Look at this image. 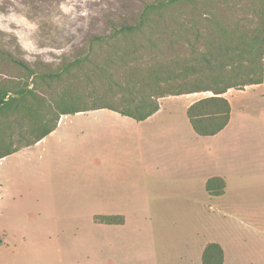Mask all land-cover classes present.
<instances>
[{"label": "rangeland", "instance_id": "obj_1", "mask_svg": "<svg viewBox=\"0 0 264 264\" xmlns=\"http://www.w3.org/2000/svg\"><path fill=\"white\" fill-rule=\"evenodd\" d=\"M143 1L146 0H0V44L26 60L32 68L55 69L65 58L74 59L81 53L90 34L109 32V22L132 17ZM239 8L237 6V10L229 13L242 16L244 13ZM201 9L206 11L204 7ZM191 12L189 6L170 12L176 14L177 23L165 16L158 31L162 32L159 34L163 38V54L152 56V51H142L147 61L190 53L187 38L192 37L198 23L192 25L194 15ZM135 39L141 42L140 38ZM118 44L128 49L132 47L131 43ZM94 49L97 60L107 55L106 49L98 46ZM86 69L90 75L95 74L91 67ZM31 81L32 76L26 70L6 57H0V87L13 89L16 84L25 85ZM100 81L97 74L86 80L83 71L74 68L71 75L65 76V81H52L51 87L39 83V91L40 95L50 98L58 94L62 86L89 90L99 86ZM232 89L231 92L240 90ZM240 93L231 94L234 110L241 104H251L253 109L264 107V78L255 88ZM207 94L210 92L166 96L162 101L165 108L162 115L182 120L186 117L188 103ZM240 112L234 111V116ZM105 113L76 114V123L72 129L66 128V134L50 135L44 144L23 147L0 158V264H116L126 258L132 261L141 257L139 255L145 253L151 243L158 261L176 264V256L186 253L185 243L191 252L198 234L207 233L203 236L211 237V231H205L210 228L217 232L213 226L223 237L232 239L226 251V264H264V214L251 220L236 217L220 222L203 216V212L198 211L201 206L193 204L195 198H178L173 202L169 199L170 204L164 197H154L150 206L128 205L124 198H119L122 202L119 204L101 203L108 176L105 167L95 161L105 154L116 155L115 147H120L124 135L113 136V125L106 119L92 120V130L102 133L94 141L93 150L88 152L94 160L91 166L85 164V139L78 129H83L82 121L86 118H106L109 115ZM249 114L254 115V112ZM8 122L14 125L11 120ZM23 123L26 126L28 119L25 118ZM14 130L16 132L17 128ZM253 144L257 147L250 152H257L248 159L252 161L246 160V165L253 168L256 165V172L243 178L252 185L241 192L253 193L256 199L255 204L248 207L264 211V171L256 161L264 153V143ZM116 156L124 164L125 158ZM158 180L152 178V185ZM130 182L126 171L112 178L117 192L124 193L121 187L126 188L124 196L129 195ZM244 199L250 201V196ZM109 210H126L132 218L151 211L152 220L130 219L124 223L120 221V215H112L117 216L115 222L124 224L111 225L114 223H106L100 218Z\"/></svg>", "mask_w": 264, "mask_h": 264}, {"label": "trees", "instance_id": "obj_2", "mask_svg": "<svg viewBox=\"0 0 264 264\" xmlns=\"http://www.w3.org/2000/svg\"><path fill=\"white\" fill-rule=\"evenodd\" d=\"M243 2L143 1L132 17L109 22V32L90 34L84 50L74 59L65 58L55 69L32 68L0 44V57L32 76L31 83L16 84L13 89L0 87V158L34 145L54 130L63 115L105 108L142 121L159 109L160 98L198 92L211 94L190 103L186 116L196 134L215 135L230 119V102L223 94L230 88L261 84L264 78V0ZM184 6L192 10V25L198 21L192 37L187 38L190 53L147 61L142 51H152V56L163 54L162 32L158 31L165 16L177 23L176 14L170 12H178ZM237 6L244 13L242 16L229 13ZM118 42L131 43L132 47H121ZM95 46L107 50L101 60L93 55ZM87 67L101 78L99 86L79 90L66 85L53 97L40 95L39 83L51 87L52 81H65L74 68L82 70L84 78L90 80L93 75ZM4 120H11L14 125ZM225 186L220 176L210 177L205 183L211 195H221ZM116 217L100 216L109 224H118ZM201 260L203 264H223L222 247L208 243Z\"/></svg>", "mask_w": 264, "mask_h": 264}, {"label": "crops", "instance_id": "obj_3", "mask_svg": "<svg viewBox=\"0 0 264 264\" xmlns=\"http://www.w3.org/2000/svg\"><path fill=\"white\" fill-rule=\"evenodd\" d=\"M257 85H248L235 92H231L233 89L230 88L223 94L230 102V119L227 125L215 135L201 136L196 134L190 126L187 116L182 120H177L171 115L163 116L162 113L165 108L162 101L165 97H162L160 98L159 109L142 121L117 114V112L105 108L78 112L75 115H63L54 130L34 145L46 143L50 135L56 136L59 134L61 136L66 134L67 129H72L71 126L76 123V114L87 112L105 113L106 111L109 115L106 118H86L82 121V125L84 124L83 129L82 127L78 129V133L83 134L85 139L83 141L85 164L91 166L94 160L91 153L88 152L91 149L93 150L94 141L102 133L96 129L92 130V120L102 121L106 119L113 125L111 131L113 136L123 137L124 135V139H121V141L116 140L121 142L120 147H115L117 150L116 155L125 158L124 164L115 153L105 154L100 160L95 161L97 165L102 164L105 167L106 176H108V184L102 190L101 203L119 204L122 203L119 202V198H124L127 200L128 205L144 204L150 206L154 197L157 199L164 197L168 203H170L169 199L173 202L178 198L188 200L195 198L193 204L201 206L198 211L203 212V216L206 218H216L220 222L229 220L228 218L236 219V217L245 220L256 219L259 214L263 215L264 211L248 207L249 204H255L256 199L253 193L246 194L242 193L241 190L252 185L247 184L243 178L246 175H251L252 172H256V165L254 168L248 166L246 160L252 158L257 152H250L257 147L253 142L262 141L264 143V107L253 109L250 107L251 104H241L234 110L230 100H232L231 94L239 95L240 92L255 88ZM234 111L236 113L241 112L234 116ZM253 112L254 115L249 114ZM245 114H248V117ZM243 117L247 118L243 120ZM249 120L248 124L247 121ZM240 156H242V160ZM250 161L252 160H248V163ZM256 161L260 163L261 171H264V166H262L264 165V153ZM165 163L167 164L166 167H164ZM124 171L131 178L130 190H127L129 192L128 196H124L126 188L121 187V191H124V193L120 194L112 184V178L119 176L120 173L124 174ZM213 176H220L225 180L226 186L224 193L221 195H211L205 189L207 179ZM152 178L159 179L161 182L159 180L153 181L154 185H152ZM245 196H250V201L244 199ZM102 215H120L124 223L130 219L152 220L151 211L147 215L139 213L135 215V218H132L126 210H109ZM208 228H210L209 225ZM212 229H216L217 232H212L211 228L205 230L207 232L211 231V237L203 236H207V233L198 234L191 252L188 244L185 243L186 253H180L176 256V264H203L201 260L202 252L204 247L211 242L218 243L222 247L224 252L223 264H226V251L230 247L232 239L223 237L215 226ZM150 240L152 242V234ZM139 256L141 257L132 261H127L126 258L116 264L168 263L167 260L158 261L155 246L152 243L148 250L146 249L145 253Z\"/></svg>", "mask_w": 264, "mask_h": 264}]
</instances>
